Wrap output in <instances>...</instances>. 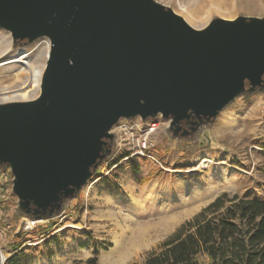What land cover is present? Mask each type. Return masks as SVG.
Masks as SVG:
<instances>
[{"label": "water", "instance_id": "obj_1", "mask_svg": "<svg viewBox=\"0 0 264 264\" xmlns=\"http://www.w3.org/2000/svg\"><path fill=\"white\" fill-rule=\"evenodd\" d=\"M0 29L50 45L39 95L0 104V166L35 220L85 186L120 120L160 116L185 138L240 94H264V17L195 29L155 0H0Z\"/></svg>", "mask_w": 264, "mask_h": 264}, {"label": "rangeland", "instance_id": "obj_2", "mask_svg": "<svg viewBox=\"0 0 264 264\" xmlns=\"http://www.w3.org/2000/svg\"><path fill=\"white\" fill-rule=\"evenodd\" d=\"M155 1L195 29L215 18L264 17V0ZM47 43L41 38L13 44L0 29V59L27 48L31 64L43 73ZM28 79L19 65L0 67V93L22 88ZM38 95L34 88L25 101ZM263 106L264 94L242 93L211 124L185 138L172 137L168 121L160 116L120 120L111 130L114 140L107 158L61 214L48 219L19 213L10 170L0 166L3 264H92L93 259L95 264H144L222 194L264 199ZM151 123L157 128L148 136V148L136 154V139ZM117 247L122 253L128 250L121 261H116Z\"/></svg>", "mask_w": 264, "mask_h": 264}, {"label": "trees", "instance_id": "obj_3", "mask_svg": "<svg viewBox=\"0 0 264 264\" xmlns=\"http://www.w3.org/2000/svg\"><path fill=\"white\" fill-rule=\"evenodd\" d=\"M204 260V264H264V199L222 194L177 229L144 264H203Z\"/></svg>", "mask_w": 264, "mask_h": 264}, {"label": "bare ground", "instance_id": "obj_4", "mask_svg": "<svg viewBox=\"0 0 264 264\" xmlns=\"http://www.w3.org/2000/svg\"><path fill=\"white\" fill-rule=\"evenodd\" d=\"M190 15V14H189ZM47 42V41H46ZM49 42V41H48ZM49 43H47V46L45 48V57H47V54L49 52ZM19 65L22 69L28 71L29 73V79L24 87L14 90L11 92H1L0 93V103H8V102H14V101H25L28 98L29 92L40 87V81L42 76V71H40L38 68L34 67L31 64V52L27 48H18L8 56L0 59V67H10V66H16ZM122 249L118 248L115 249V253L117 255L116 261L123 260L124 256L127 253L121 252ZM5 261V256L3 253L0 254V264H3Z\"/></svg>", "mask_w": 264, "mask_h": 264}, {"label": "built area", "instance_id": "obj_5", "mask_svg": "<svg viewBox=\"0 0 264 264\" xmlns=\"http://www.w3.org/2000/svg\"><path fill=\"white\" fill-rule=\"evenodd\" d=\"M264 107V106H263ZM157 128L156 123H151L144 129L140 138L136 139V154L142 155L144 151L148 148V136L153 133Z\"/></svg>", "mask_w": 264, "mask_h": 264}, {"label": "flooded vegetation", "instance_id": "obj_6", "mask_svg": "<svg viewBox=\"0 0 264 264\" xmlns=\"http://www.w3.org/2000/svg\"><path fill=\"white\" fill-rule=\"evenodd\" d=\"M182 127L185 128V124L184 123L182 124Z\"/></svg>", "mask_w": 264, "mask_h": 264}]
</instances>
